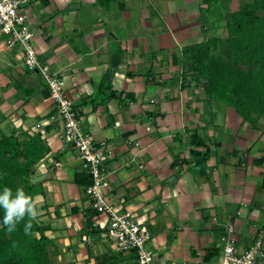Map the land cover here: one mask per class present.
I'll return each instance as SVG.
<instances>
[{
	"label": "crops",
	"instance_id": "0c3cea01",
	"mask_svg": "<svg viewBox=\"0 0 264 264\" xmlns=\"http://www.w3.org/2000/svg\"><path fill=\"white\" fill-rule=\"evenodd\" d=\"M250 1L221 6L233 12ZM205 2L30 0L22 7L40 59L64 77L82 129L107 154L109 199L120 207L124 198L151 230L157 260L176 264H217L227 242L243 251L264 232V117L254 125L210 100L183 51L225 34L219 5L203 25ZM49 95L22 52L0 37L3 126L41 131L50 147L32 180L43 185L37 219L55 239L53 262L67 255L73 260L63 264H120L100 226L107 216L75 182L84 163L62 138L61 119H51L57 110ZM195 133L205 142L198 150L210 151L200 164L190 153ZM121 254L123 264H136L134 251Z\"/></svg>",
	"mask_w": 264,
	"mask_h": 264
},
{
	"label": "trees",
	"instance_id": "16d2710c",
	"mask_svg": "<svg viewBox=\"0 0 264 264\" xmlns=\"http://www.w3.org/2000/svg\"><path fill=\"white\" fill-rule=\"evenodd\" d=\"M100 1L109 6L112 0ZM219 2L206 0L201 10L204 26L210 24L211 10ZM223 14L227 20L223 36H209L184 47L183 51L210 100L231 106L244 120L256 125L258 117H264V0H251ZM6 118L0 113V192L5 186L14 194L17 188H23L35 198L44 190L42 182H34L32 177L50 147L41 131L6 130L3 126ZM200 146H205V142L195 133L190 153L196 164L207 160L210 153L209 148L198 150ZM75 182L85 191L92 182L91 175L86 170L76 173ZM4 214L0 208V264H56L51 258L55 239L50 236L47 224L36 217L25 233L26 216L9 233L3 224ZM88 227L94 230L89 221Z\"/></svg>",
	"mask_w": 264,
	"mask_h": 264
},
{
	"label": "built area",
	"instance_id": "2783aa9c",
	"mask_svg": "<svg viewBox=\"0 0 264 264\" xmlns=\"http://www.w3.org/2000/svg\"><path fill=\"white\" fill-rule=\"evenodd\" d=\"M29 1L0 0V37L4 39L8 48H18L23 54L27 70L38 73L46 83L49 96L57 110L51 119L55 117L61 119L62 138L79 152L85 170L91 175L92 182L86 187L85 193L92 207L107 216L105 225L96 223V226L103 227L107 239L116 251H134L138 264H176L157 260L156 254L150 247L151 230L124 206L126 202L124 198L120 199V207L109 199L107 154L93 137L82 129L74 103L66 94L64 77L54 71L49 63L40 59L34 41L35 32L22 10L23 5ZM116 123L119 125V122ZM56 165L61 163L57 162ZM229 231H233L232 226L229 227ZM263 258L264 232L261 231L252 244L243 251H239L232 242H227L217 264H257Z\"/></svg>",
	"mask_w": 264,
	"mask_h": 264
},
{
	"label": "clouds",
	"instance_id": "9594fccd",
	"mask_svg": "<svg viewBox=\"0 0 264 264\" xmlns=\"http://www.w3.org/2000/svg\"><path fill=\"white\" fill-rule=\"evenodd\" d=\"M38 197L34 198L28 195L23 188H17L15 194L13 190L7 186L0 192V208L4 210L3 224L7 227V231L12 233L16 230L17 225L28 217L24 230L27 233L32 221L37 217Z\"/></svg>",
	"mask_w": 264,
	"mask_h": 264
},
{
	"label": "rangeland",
	"instance_id": "374dc122",
	"mask_svg": "<svg viewBox=\"0 0 264 264\" xmlns=\"http://www.w3.org/2000/svg\"><path fill=\"white\" fill-rule=\"evenodd\" d=\"M221 1H222V0H221ZM221 4H222V2H219L217 5L220 6L219 8L221 9V12H223L224 9L222 10L223 7L221 6ZM24 5H25V4H24ZM210 14H211V13H210ZM5 129H6V128H5ZM6 130H8V128H7ZM96 238H98V237H95V239H96ZM105 241L108 242L109 240H105ZM62 245H63V243H62V242H59V246H60V248L63 247ZM60 251H61V249H60ZM127 252H128V251H127ZM121 253L124 254L125 252H118V251H117V252H113V254H114V256L117 258L118 262L121 261L120 264H123L122 262H125V261H123V260L121 259V258H123ZM70 259L73 260V258H71L70 256L65 255V256L62 257L61 255H60V256L58 255V257H57L56 259H54V260H55V262H57V263L63 264V263H69Z\"/></svg>",
	"mask_w": 264,
	"mask_h": 264
},
{
	"label": "water",
	"instance_id": "95a60500",
	"mask_svg": "<svg viewBox=\"0 0 264 264\" xmlns=\"http://www.w3.org/2000/svg\"><path fill=\"white\" fill-rule=\"evenodd\" d=\"M114 64V63H113ZM113 70V67L110 68V71Z\"/></svg>",
	"mask_w": 264,
	"mask_h": 264
}]
</instances>
